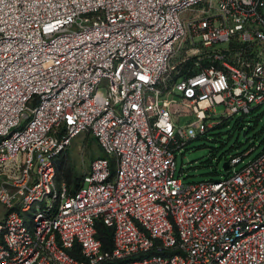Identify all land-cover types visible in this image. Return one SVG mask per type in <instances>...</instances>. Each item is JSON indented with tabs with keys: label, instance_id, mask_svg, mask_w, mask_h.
Listing matches in <instances>:
<instances>
[{
	"label": "built area",
	"instance_id": "1",
	"mask_svg": "<svg viewBox=\"0 0 264 264\" xmlns=\"http://www.w3.org/2000/svg\"><path fill=\"white\" fill-rule=\"evenodd\" d=\"M263 104L264 0H0V264H264V149L197 182L175 155Z\"/></svg>",
	"mask_w": 264,
	"mask_h": 264
},
{
	"label": "rangeland",
	"instance_id": "2",
	"mask_svg": "<svg viewBox=\"0 0 264 264\" xmlns=\"http://www.w3.org/2000/svg\"><path fill=\"white\" fill-rule=\"evenodd\" d=\"M214 112L217 115L216 118H219L223 112V106L216 105ZM217 120L210 121L216 124ZM180 123L183 125L186 122L181 121ZM243 132H246L245 136ZM250 147H254V150L243 157L236 169L256 157L264 149V104L247 116L235 114L204 134L198 135L180 151H177L175 153L176 176L181 173L180 177L185 182L220 179L225 174L222 168L223 162L228 161L232 156L245 153ZM100 154L101 150L91 136L82 134L76 137L55 161L56 185L65 183L64 174L67 171L75 180L81 181L92 159ZM60 158L64 159V164L62 170L57 171V162ZM68 186L73 188L72 184Z\"/></svg>",
	"mask_w": 264,
	"mask_h": 264
},
{
	"label": "trees",
	"instance_id": "3",
	"mask_svg": "<svg viewBox=\"0 0 264 264\" xmlns=\"http://www.w3.org/2000/svg\"><path fill=\"white\" fill-rule=\"evenodd\" d=\"M223 123V122H222ZM198 137V136H197ZM94 139V138H93ZM99 147V146H98ZM63 153V152H62ZM61 153V154H62ZM60 154V155H61ZM59 155V156H60ZM101 155V154H100ZM63 164H64V159L60 158L57 162V171L58 170H62L63 168ZM64 177H65V185L67 186V188L73 192L75 190H77L80 186H81V183H80V180H75V178H73L69 171H67L65 174H64ZM72 184L73 188H69L68 185ZM96 238L100 240L102 246L104 249H111L112 247V236H113V230L112 228L110 227H107L106 225H104L102 222H99L97 227H96Z\"/></svg>",
	"mask_w": 264,
	"mask_h": 264
},
{
	"label": "water",
	"instance_id": "4",
	"mask_svg": "<svg viewBox=\"0 0 264 264\" xmlns=\"http://www.w3.org/2000/svg\"><path fill=\"white\" fill-rule=\"evenodd\" d=\"M245 135H246V132H243V136H245ZM222 168L224 171H226L228 169V162L227 161L223 162Z\"/></svg>",
	"mask_w": 264,
	"mask_h": 264
}]
</instances>
